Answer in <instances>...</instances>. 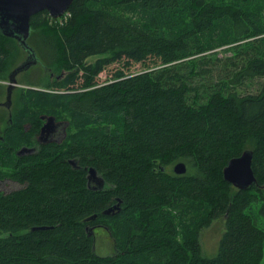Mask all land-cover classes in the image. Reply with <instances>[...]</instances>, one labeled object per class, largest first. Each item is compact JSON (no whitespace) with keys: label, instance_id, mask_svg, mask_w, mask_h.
I'll return each instance as SVG.
<instances>
[{"label":"trees","instance_id":"obj_1","mask_svg":"<svg viewBox=\"0 0 264 264\" xmlns=\"http://www.w3.org/2000/svg\"><path fill=\"white\" fill-rule=\"evenodd\" d=\"M263 4L74 0L65 25L37 38L43 62L67 73L53 90L28 88L26 101L48 103L58 118L69 112L76 129L18 154L39 119L28 106L10 119L0 139V165L10 169L0 178L18 187L0 190V264H262L264 83L259 92L243 87L264 77ZM49 19L61 17L33 15V31ZM17 45L0 32V74ZM222 46L231 54L219 55ZM93 55L102 56L87 62ZM114 63L121 67L99 83ZM138 63L144 69L128 73ZM246 148L258 182L241 190L223 169ZM180 161L184 174L170 170ZM91 166L103 189L88 187ZM118 198L121 211L104 215ZM222 216L217 253L206 257L200 232ZM178 218L189 223L184 230ZM97 223L115 254L96 251L87 226ZM43 225L50 228L30 231Z\"/></svg>","mask_w":264,"mask_h":264},{"label":"rangeland","instance_id":"obj_2","mask_svg":"<svg viewBox=\"0 0 264 264\" xmlns=\"http://www.w3.org/2000/svg\"><path fill=\"white\" fill-rule=\"evenodd\" d=\"M264 8V4H263ZM263 17H264V10H263ZM68 20L66 19V16L57 20L49 19L48 21H42L39 26L34 27L33 31V39L32 34L29 38V42L36 48L38 55H41V50L37 48V38L41 40V37L44 35L45 32L50 31L51 29L60 28L65 25V22ZM17 42V41H16ZM18 46V45H17ZM227 46L218 47L215 49L217 53L221 56H227L231 54V51L227 50L225 51V48ZM102 55H93L88 57L87 62L94 63L98 58H100ZM27 57V52L18 46V50L14 51L10 59L7 62L6 70L4 73L0 74V101H6L7 100V86H8V74L9 72L14 69L18 64H20L22 61H24ZM41 57V56H40ZM52 67V70L50 69ZM48 66L43 62V59L40 58V61L37 65H34L30 69L20 73L18 75V86L14 89L12 94V107L11 109L6 107H0V138L2 136H5L6 129L9 128L10 124L13 123V120L11 121V117L14 118V116L19 113L21 110H23L25 107H29L30 110L36 114L37 119H39V129L43 125V121L41 120V115L48 113V110L50 106L46 102H39L30 104L26 100L29 98L30 94L27 92L28 88H37V89H43V90H53V84L55 81L59 80V76H65L67 71L63 70L58 67V65L54 66ZM121 67L119 64H112L108 66L98 77L99 83H104L111 79V76L113 72L116 70V68ZM144 69L143 65L138 63L135 64L130 72H139ZM264 83V77L262 78H255L253 80L247 81V85L243 87L245 91L250 92H259L262 89ZM48 114H54V113H48ZM56 115V114H55ZM60 119L64 121H69L70 126H68L66 136L64 137L63 141H67L69 134L74 133V130L76 129L74 124L71 123L72 119L69 112H63L62 115H60ZM29 124H26V127H28ZM35 138L33 139L32 145L36 144ZM37 145V144H36ZM41 147V146H40ZM39 147V149H40ZM176 164V163H175ZM173 164L170 167V170L174 171ZM0 169L3 173H7V171L10 169L9 166L6 165H0ZM18 187L17 183L12 182L10 179L5 177L0 178V190L8 191L12 190L13 188ZM236 188V187H235ZM177 220L179 225L178 228L180 230H184V228L187 225V221H183L180 218ZM189 224V223H188ZM226 228V219L224 216L219 217L215 219L212 224L209 227H205L200 232V240L203 247V255L206 257H212L216 255L218 250V243L219 240L224 233ZM95 249L98 253H101L103 255H113L116 253L115 249V242L113 237L111 236L110 232L104 228L99 227L95 231ZM183 235V232H181ZM182 238V237H181ZM262 264H264V259Z\"/></svg>","mask_w":264,"mask_h":264},{"label":"water","instance_id":"obj_3","mask_svg":"<svg viewBox=\"0 0 264 264\" xmlns=\"http://www.w3.org/2000/svg\"><path fill=\"white\" fill-rule=\"evenodd\" d=\"M74 0H0V32L9 38L17 41L18 45L27 52V57L18 66L12 69L8 74L7 100L2 104L7 108H11L13 90L18 86L17 76L37 65L40 56L36 48L29 42L32 34V17L41 12L48 11L52 18H59L65 14ZM12 118V117H11ZM46 122L39 132V140L41 142H49L51 134L55 131L57 122L55 115H45ZM35 148L23 146L18 154L33 153ZM254 150L246 148L241 155L232 157L223 169L225 180L238 189H248L253 184H257L258 179L253 168ZM71 164L76 166L78 163L73 159ZM88 170V187L93 190L103 189L106 181L97 169L93 166L87 167ZM174 172L184 174L187 172V164L183 161L177 162L174 166ZM121 199L118 198L116 203L105 208L102 213L104 215H115L120 212ZM98 217V213L86 218L93 220ZM50 226H32L30 231L49 229Z\"/></svg>","mask_w":264,"mask_h":264},{"label":"flooded vegetation","instance_id":"obj_4","mask_svg":"<svg viewBox=\"0 0 264 264\" xmlns=\"http://www.w3.org/2000/svg\"><path fill=\"white\" fill-rule=\"evenodd\" d=\"M18 78V76H17ZM19 81V80H18ZM8 87V86H7ZM8 89V88H7ZM14 91V90H13ZM5 102V101H0V107H6L5 105H3L2 103ZM7 108V107H6ZM11 109V108H9ZM45 115H54V114H48V113H45V114H42L41 115V120L43 121V125L44 123L46 122V118H42V116H45ZM56 122H57V125H56V128H55V131L51 134V136L49 137L52 141H49V142H62L64 140V137L66 136V133H67V129H68V126H69V121H64L60 118H56ZM42 125V126H43ZM41 126V127H42ZM41 129V128H40ZM40 129H39V132H40ZM39 132L37 133V135L34 136L35 140L36 141V144L34 143L33 145H30L28 147H32V148H35L34 152H37L39 150V147L41 146V144H46V143H49V142H41L39 140ZM0 139H3V136L2 138ZM63 139V140H62ZM33 152V153H34ZM76 166H79L78 164ZM9 179V178H8ZM99 227H104L106 228L104 225H102L101 223H97V224H91V225H88L87 226V230L90 231L91 233H95L96 229L99 228Z\"/></svg>","mask_w":264,"mask_h":264},{"label":"built area","instance_id":"obj_5","mask_svg":"<svg viewBox=\"0 0 264 264\" xmlns=\"http://www.w3.org/2000/svg\"><path fill=\"white\" fill-rule=\"evenodd\" d=\"M65 16H66V14L63 17H65ZM63 17H61V18H63Z\"/></svg>","mask_w":264,"mask_h":264}]
</instances>
